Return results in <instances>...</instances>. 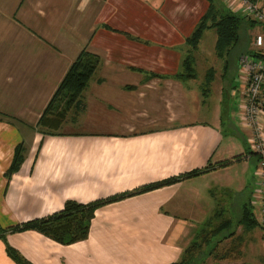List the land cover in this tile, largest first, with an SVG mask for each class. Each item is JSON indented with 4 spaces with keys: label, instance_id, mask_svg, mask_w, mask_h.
<instances>
[{
    "label": "crops",
    "instance_id": "0c3cea01",
    "mask_svg": "<svg viewBox=\"0 0 264 264\" xmlns=\"http://www.w3.org/2000/svg\"><path fill=\"white\" fill-rule=\"evenodd\" d=\"M207 7L206 0H0V229L47 216L67 200L123 194L231 160L100 207L87 238L69 246L34 231L6 233L0 264H14L5 245L30 264H169L180 258L194 237L195 207L199 211L181 198H201V180L235 165L243 164L244 176L253 155L251 132L239 120L238 83H221V76L204 91L196 79L204 50L197 47L191 54L194 78L179 79L184 41ZM81 50L100 65L82 92L80 122L88 115L104 127L66 134L79 116L69 112L58 136H41L32 128ZM231 91L238 93L235 114L224 100ZM234 131L246 138L248 153L234 145ZM20 142L23 161L6 179ZM212 185L204 188L209 197L218 189ZM244 187L240 179L234 191Z\"/></svg>",
    "mask_w": 264,
    "mask_h": 264
},
{
    "label": "trees",
    "instance_id": "16d2710c",
    "mask_svg": "<svg viewBox=\"0 0 264 264\" xmlns=\"http://www.w3.org/2000/svg\"><path fill=\"white\" fill-rule=\"evenodd\" d=\"M208 7L205 13L200 17L198 23L194 27L191 34L185 39L186 47L185 56L181 62L182 70L179 74V79L189 80L194 78L192 52L196 49L200 37L205 30H213L215 33L214 54L218 59L228 57L230 52L238 45L239 31L243 25L253 27L255 22L249 19L244 14H237L229 12L225 6L215 7L212 0H206ZM251 4H256V0H247ZM100 65V59L81 50L77 56L70 63L64 76L58 83L44 110L39 116L35 126L32 128L41 136H58L59 129L64 123L69 112L79 113L83 109L81 102L82 92L87 86L89 80L94 74L96 68ZM154 77V75H152ZM212 78V70L209 69L205 74L203 89L206 91ZM125 90H131L132 87H125ZM74 118L71 120L73 121ZM40 143L38 144V148ZM23 144L22 142L16 144L13 148L11 160L4 176L6 179L10 175L16 173L23 161ZM250 154H253L250 152ZM254 155V154H253ZM240 156H235L232 160L239 159ZM231 160H224L215 164H208L203 168L194 169L176 177L167 178L154 183L140 186L139 188L126 192L123 194H115L102 199L90 201L86 204H80L71 200L63 203L61 209L53 212L47 216L32 219L24 223L16 224L12 227L0 229V240L4 242L5 234L21 233L24 231H34L42 237L61 246H69L77 242L84 241L89 232L90 222L93 218L94 212L105 205L119 202L127 197L139 195L149 191H153L162 187L170 186L180 180L194 178L210 171L224 168L229 165ZM252 199H247L240 205L239 217L237 225L241 226L244 231H250L254 228L263 229L264 226L259 224L255 207ZM215 216H220V211L214 213ZM211 221L204 222L203 227L200 228L199 239L193 237L189 244L183 249L178 261L169 264H196L195 254L199 251L200 246L204 245L208 248L205 254L210 255L216 243L220 240L215 239L219 234L221 238L232 237V224L229 219L222 220L215 227L210 228ZM229 228V230H227ZM231 230V231H230ZM229 231V232H228ZM222 232L226 236H222ZM234 238L232 241H235ZM211 242V243H210ZM6 256L14 264H30L24 260L14 249L5 245L4 248Z\"/></svg>",
    "mask_w": 264,
    "mask_h": 264
},
{
    "label": "rangeland",
    "instance_id": "374dc122",
    "mask_svg": "<svg viewBox=\"0 0 264 264\" xmlns=\"http://www.w3.org/2000/svg\"><path fill=\"white\" fill-rule=\"evenodd\" d=\"M212 1L215 7H219V5L224 6L221 0ZM256 2L257 6L264 11V0H256ZM238 5L239 4L236 3L232 8L234 9ZM229 6L230 4L224 8H228L227 10L230 12L231 10H229ZM234 13L242 14V12L239 10ZM254 22L255 24H253V27H247L246 25L242 26L239 31L238 45H236V47L230 52L228 57L224 59H218L214 54V31L211 29L203 31L197 44V48L199 50H204V52L202 53L203 58L200 60L201 64L197 66V81L199 80V82H204V74L206 71L202 72V68H210L212 70L211 81H215L218 83V79H220L222 76L224 80H222L221 83H225L227 80L231 83L233 82V84L235 83L236 73L234 72V70H237L236 61L238 56L246 55L251 52L253 48L252 39L254 35L260 34L264 36V25L257 21ZM199 67L201 68V70L199 69ZM201 88L203 89V86ZM235 89L236 88H234L233 90ZM237 98L238 93H235L234 91L232 94L231 91L230 99H224L226 102L225 105L227 106L226 108L231 114H235V112L237 111ZM86 111H88L87 108ZM69 114L72 115V113L67 114L68 118H70ZM80 115L81 113H79V116L77 118L73 119L74 124L70 127L67 126L64 130V133L72 134L78 133L79 130H95L104 127L102 123L95 121L93 117L88 115H84V120L80 122ZM78 120L79 124H77ZM231 123L232 125H235L234 121ZM233 135H235L232 140L234 145H239L242 150H244V152L248 153L245 144L246 138H244V135H239L238 133H236V131H234ZM242 150L240 152H242ZM246 164L244 165V176H242L243 164L235 165L234 167L224 170L223 172L219 171L218 173L213 174L205 181L201 180V187H199L197 190L201 198H181L185 200L184 206H190L192 208L194 206H197L199 208L198 211L195 207L196 210L192 215L193 218H191V222L195 226L193 228V232L189 233L190 237L196 236L194 239L195 241H197L196 239H199L200 236V233L198 235L195 233L201 230L200 228L203 227L204 222L207 220L211 221L210 228L217 226L219 222L227 219H229L232 224V237H226L223 239L219 234L212 241L214 242L218 239L220 240L218 243H216L217 246L214 247L210 255L205 254V251L208 248H206L204 245L200 246L199 251L194 256L196 258V264H264V228H254L250 231H244L241 226L237 225L236 222L239 217L240 205L247 199L254 200L256 198L253 192L257 188V182L255 181L253 173L258 164L257 156L252 155L250 161H248ZM240 179H242V181L245 180V187L242 192L237 193L234 190L239 185ZM212 183H215L214 185H218V189H216V192H214L213 197H209L204 191V188L211 186ZM86 203L89 202H83L80 204ZM191 203L193 204V206L190 205ZM217 210L220 211L219 217L214 215ZM191 212L192 211L190 210L186 214L190 215ZM227 230H229V228ZM226 234L227 232H222V236H226ZM234 238L237 239L235 241H232ZM185 244L186 247L189 243Z\"/></svg>",
    "mask_w": 264,
    "mask_h": 264
},
{
    "label": "built area",
    "instance_id": "2783aa9c",
    "mask_svg": "<svg viewBox=\"0 0 264 264\" xmlns=\"http://www.w3.org/2000/svg\"><path fill=\"white\" fill-rule=\"evenodd\" d=\"M242 14L249 19L264 25V11L247 0H224L223 4L229 5L230 12L234 13V3ZM228 9V8H227ZM252 50L249 54L239 55L236 61V82L239 85L240 123L251 132L249 138V152L257 156V167L254 177L257 188L252 201L259 224L264 226V36L254 35Z\"/></svg>",
    "mask_w": 264,
    "mask_h": 264
}]
</instances>
